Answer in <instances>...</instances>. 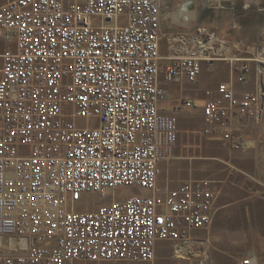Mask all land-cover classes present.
<instances>
[{"label":"built area","instance_id":"1","mask_svg":"<svg viewBox=\"0 0 264 264\" xmlns=\"http://www.w3.org/2000/svg\"><path fill=\"white\" fill-rule=\"evenodd\" d=\"M163 2L0 5V36L12 45L0 55V264L151 262L157 242H179L175 253L182 254L200 241L192 233L211 225L219 197L211 180L157 187L160 143L170 144L175 128L159 114L166 99L158 84ZM201 47L173 57L163 80L196 83ZM235 63L236 82L246 84L249 64ZM261 100V90L236 95L221 83L201 106L190 99L182 106L201 111L206 133L243 150L238 123L256 119ZM130 186L149 194L112 198L90 211L68 207L84 194L106 199Z\"/></svg>","mask_w":264,"mask_h":264},{"label":"rangeland","instance_id":"2","mask_svg":"<svg viewBox=\"0 0 264 264\" xmlns=\"http://www.w3.org/2000/svg\"><path fill=\"white\" fill-rule=\"evenodd\" d=\"M9 1L11 0H0V5ZM164 7L166 8V3L161 8L159 35L161 46L177 56L194 53L199 46H205L206 52L203 51L200 55L204 60L196 83L187 81L181 87H177L172 82L161 86L166 92V99L160 103L159 114L166 119L172 118L175 128L170 144L167 139L160 143V174L157 187L165 191L177 187L183 181L209 179L217 187L219 197L215 217L211 225L205 229L207 234L193 246L192 251L195 255H188L186 248L182 254H176L173 246L176 244L177 247L179 242L167 241L173 244L171 248L174 250L172 249V253L166 250V256L163 255L161 261L165 264H239L245 259H252L255 264H264V186L259 184H264V156L246 149H233L218 135L206 133V122L201 111L185 108L181 103L182 99L190 98L191 94L202 85L207 89L200 90L199 96L214 98L216 94L213 92L221 84L219 76L215 78L218 71L208 70L211 67L209 64L216 63L217 59L223 57L218 52L219 44L216 37L220 4L215 0L209 1L205 6L195 4L196 16L189 15L190 23L187 26L184 25L185 14L181 16L177 13L178 3L163 20ZM197 35L201 36L203 45L192 44L189 40ZM11 46L0 36V55L4 49ZM206 58L213 60L207 61ZM259 65L260 68L264 67V62ZM162 76L163 72L160 70L159 86ZM262 77H260L259 90L262 91V101H264V77ZM194 102L201 106L203 100L197 99ZM76 123L79 127H86L89 124L82 120ZM168 135L166 132L163 133L164 138ZM140 193L149 194L148 191L137 186L120 188L106 199L94 194H84L79 202L69 203L68 207L73 211H90L100 204L110 202L112 198L123 200ZM219 217L222 219H218ZM158 259L156 256L153 261ZM114 263L135 262L114 261Z\"/></svg>","mask_w":264,"mask_h":264},{"label":"crops","instance_id":"3","mask_svg":"<svg viewBox=\"0 0 264 264\" xmlns=\"http://www.w3.org/2000/svg\"><path fill=\"white\" fill-rule=\"evenodd\" d=\"M212 0H210L211 2ZM220 4L219 12L217 13V26L216 37L219 44V53L223 56L217 59L216 63L209 64L211 67L208 70L218 71L215 74V78L219 76L220 83H226L233 87L236 95H240L245 92H256L261 89V76L264 77V67L260 68L259 63L252 61L256 58H262L264 60V0H215ZM166 8L164 7V13L162 18L169 14V11L178 3L179 10L177 13L185 14L184 25L187 26L190 23V16H196L195 4H201L194 2L191 5L187 2L177 0H164ZM175 4V5H174ZM190 15V16H189ZM198 35L189 40L191 43H197ZM194 47V46H193ZM177 56L172 55L171 52L166 51L160 44V70L164 72L167 65L172 63V58ZM235 61H247L250 67V73L248 75L246 84H239L235 80L234 67ZM262 77V78H263ZM161 85L166 82L163 81ZM187 80L181 77L177 81L173 82V85L177 87L186 83ZM207 89L203 85L198 87L196 92H193L190 99L193 102L197 99H202L203 102L207 99L199 96L201 91ZM201 90V91H200ZM208 91V90H206ZM215 91V90H214ZM216 94V91L213 92ZM214 94V95H215ZM216 96V95H215ZM181 100L182 101L184 100ZM196 103V102H194ZM161 105V104H160ZM160 108V106H159ZM243 138L246 141V150L253 151L258 155L264 156V101L261 100V110L256 119H243L238 123ZM264 186L263 183H259ZM220 207V206H219ZM218 210L217 202L215 206V214ZM214 214V217H215ZM222 219V218H218ZM207 230H201L192 233V239H203L202 237L207 234ZM170 242L159 241L155 246V257L159 258L156 261L151 262H135L125 264H165L161 261L163 255L166 256V250L172 253V249L176 248V244L171 248ZM173 249V250H174ZM188 255H195L191 247H188ZM197 255V254H196ZM198 256V255H197ZM101 264H116L114 262H102Z\"/></svg>","mask_w":264,"mask_h":264},{"label":"bare ground","instance_id":"4","mask_svg":"<svg viewBox=\"0 0 264 264\" xmlns=\"http://www.w3.org/2000/svg\"><path fill=\"white\" fill-rule=\"evenodd\" d=\"M212 42H214V39L212 38ZM200 48H203V47H201V46H199ZM186 251H187V253H188V247L186 248Z\"/></svg>","mask_w":264,"mask_h":264},{"label":"water","instance_id":"5","mask_svg":"<svg viewBox=\"0 0 264 264\" xmlns=\"http://www.w3.org/2000/svg\"><path fill=\"white\" fill-rule=\"evenodd\" d=\"M191 5H193L192 3H190Z\"/></svg>","mask_w":264,"mask_h":264}]
</instances>
